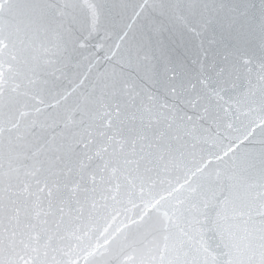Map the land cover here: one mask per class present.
<instances>
[{"label": "snow or ice", "instance_id": "6c2138e0", "mask_svg": "<svg viewBox=\"0 0 264 264\" xmlns=\"http://www.w3.org/2000/svg\"><path fill=\"white\" fill-rule=\"evenodd\" d=\"M0 264H264V0H0Z\"/></svg>", "mask_w": 264, "mask_h": 264}, {"label": "water", "instance_id": "95a60500", "mask_svg": "<svg viewBox=\"0 0 264 264\" xmlns=\"http://www.w3.org/2000/svg\"><path fill=\"white\" fill-rule=\"evenodd\" d=\"M102 55V54H101ZM181 177L182 178V173H176L172 176V180L175 181L177 179V177ZM167 189V184L164 185H158L156 188V193L158 194H164L166 192Z\"/></svg>", "mask_w": 264, "mask_h": 264}]
</instances>
